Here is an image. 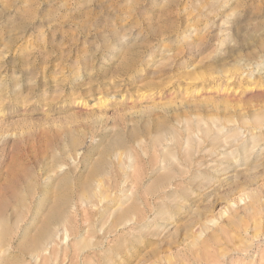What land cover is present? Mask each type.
I'll use <instances>...</instances> for the list:
<instances>
[{"label":"rangeland","instance_id":"1","mask_svg":"<svg viewBox=\"0 0 264 264\" xmlns=\"http://www.w3.org/2000/svg\"><path fill=\"white\" fill-rule=\"evenodd\" d=\"M75 207L73 264H264V0H0V264Z\"/></svg>","mask_w":264,"mask_h":264},{"label":"bare ground","instance_id":"2","mask_svg":"<svg viewBox=\"0 0 264 264\" xmlns=\"http://www.w3.org/2000/svg\"><path fill=\"white\" fill-rule=\"evenodd\" d=\"M88 203L92 204L93 202L91 201L83 202V204H88ZM110 204L111 203H109V205ZM94 206H97V205H94ZM78 213H79V208L75 207L74 214L76 215V218L73 223L71 221H65L64 223L59 224L58 227H55L53 230H51L47 234L46 245L38 247L35 250V252L32 253V257L34 258V260H36L37 262L40 261L43 263L53 258L57 260L62 250L64 259L67 260L68 264H73L76 258L77 260L82 258L81 263H83V260H85L87 256L100 258L102 253L107 254L108 251L109 252L113 251L112 247L103 251L104 247L100 244H94L88 250H85L79 253H77L74 250L73 245L69 243L70 239L75 237L76 234L82 233V227L84 225L86 218H88L87 216H81L82 221L80 222L79 217H77L79 216ZM103 219L104 217H101V220L99 219V222L96 224L97 226H99V234L101 233V235L103 236L109 235L110 232L116 229V226L120 224V223L117 224V222L115 221L114 223L110 224V227L108 229H105V226L107 223L106 221H102ZM89 224H91V222H88V226H90ZM88 231H89L88 228L84 230L85 233ZM63 243H65L66 248L62 245ZM106 261H111V259L107 258Z\"/></svg>","mask_w":264,"mask_h":264}]
</instances>
